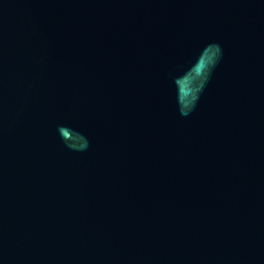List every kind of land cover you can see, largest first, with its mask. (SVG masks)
<instances>
[{"label": "water", "instance_id": "95a60500", "mask_svg": "<svg viewBox=\"0 0 264 264\" xmlns=\"http://www.w3.org/2000/svg\"><path fill=\"white\" fill-rule=\"evenodd\" d=\"M0 264H264V0H0Z\"/></svg>", "mask_w": 264, "mask_h": 264}, {"label": "clouds", "instance_id": "9594fccd", "mask_svg": "<svg viewBox=\"0 0 264 264\" xmlns=\"http://www.w3.org/2000/svg\"><path fill=\"white\" fill-rule=\"evenodd\" d=\"M208 48L214 49V51H215V55H214V57L208 62L207 66H206V70L209 68L210 65H212V64L214 63V60H215L216 58H218V55H219V53H220V49H219V47L216 46V45H210V46H208L204 51H206Z\"/></svg>", "mask_w": 264, "mask_h": 264}]
</instances>
